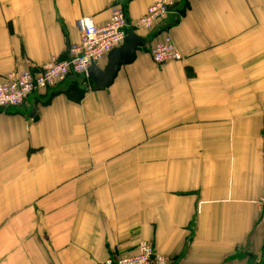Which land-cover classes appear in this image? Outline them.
Returning <instances> with one entry per match:
<instances>
[{
    "label": "crops",
    "instance_id": "crops-1",
    "mask_svg": "<svg viewBox=\"0 0 264 264\" xmlns=\"http://www.w3.org/2000/svg\"><path fill=\"white\" fill-rule=\"evenodd\" d=\"M0 0V82L65 60L121 8L144 41L111 84L69 76L0 110V264H264V0ZM169 37L179 62L153 63ZM108 58L96 66L103 70Z\"/></svg>",
    "mask_w": 264,
    "mask_h": 264
},
{
    "label": "built area",
    "instance_id": "built-area-1",
    "mask_svg": "<svg viewBox=\"0 0 264 264\" xmlns=\"http://www.w3.org/2000/svg\"><path fill=\"white\" fill-rule=\"evenodd\" d=\"M177 0H152L144 16L133 24L134 29L150 31L172 12ZM79 32V43L70 47L68 58H52L38 72L30 70L8 73L0 82V110L17 108L26 103L29 96L41 90H53L69 76L84 77L91 66L120 48L127 36L129 25L124 11L117 7L110 11L108 21L103 26H95L92 19L83 17L75 22ZM149 55L156 65L182 60L169 37L156 42ZM259 223L264 224V195L257 201ZM170 260L156 252L154 247L141 241L137 253L130 257L107 259L104 264H169Z\"/></svg>",
    "mask_w": 264,
    "mask_h": 264
},
{
    "label": "water",
    "instance_id": "water-1",
    "mask_svg": "<svg viewBox=\"0 0 264 264\" xmlns=\"http://www.w3.org/2000/svg\"><path fill=\"white\" fill-rule=\"evenodd\" d=\"M127 1L121 0L119 5L125 6ZM140 47H144V41L130 32L125 37L123 45L108 54V62L103 70H99L96 66H91L87 71L86 79L91 85L92 90L108 87L121 64L131 63L134 59L136 49Z\"/></svg>",
    "mask_w": 264,
    "mask_h": 264
}]
</instances>
